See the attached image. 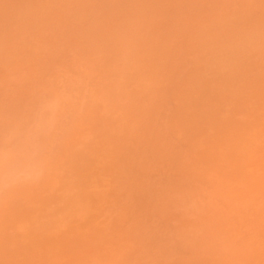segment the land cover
<instances>
[{"label":"rangeland","instance_id":"obj_1","mask_svg":"<svg viewBox=\"0 0 264 264\" xmlns=\"http://www.w3.org/2000/svg\"><path fill=\"white\" fill-rule=\"evenodd\" d=\"M0 264H264V0H0Z\"/></svg>","mask_w":264,"mask_h":264}]
</instances>
